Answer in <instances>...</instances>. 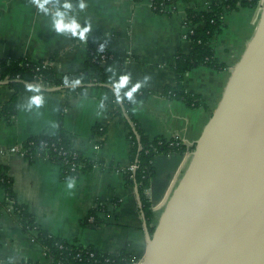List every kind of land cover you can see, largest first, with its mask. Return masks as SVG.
<instances>
[{
  "label": "crops",
  "instance_id": "1",
  "mask_svg": "<svg viewBox=\"0 0 264 264\" xmlns=\"http://www.w3.org/2000/svg\"><path fill=\"white\" fill-rule=\"evenodd\" d=\"M212 1L177 0L169 13H157L150 0H65L63 11L40 0H0V57L52 59L55 71H75L86 59V42L73 41L72 34L82 36L85 29L118 54L132 56L113 76L116 83L129 71L134 84L151 92L131 106L132 116L148 137H176L188 147L182 154H158L153 159L154 175L144 193L154 223L256 26L257 7L239 6L226 12L221 30L211 39L225 68L198 66L183 75L185 90L197 96L201 105L188 106L166 96L164 88L173 84L176 50H190L182 26L185 10L206 8ZM58 21L66 27H58ZM0 82L2 105L13 90ZM37 85H26L18 93L10 123L0 121V164L11 177L15 199L27 207L38 226L56 237L101 252H142L145 235L135 185L129 186L124 176L131 163L127 118L113 113L120 102L108 104L112 98L106 86L78 95L61 87L49 90L55 87L50 84L40 85L45 89ZM59 121L70 147L95 163L77 177L63 179L56 163L8 151L31 136L52 134ZM95 124L102 125L104 132L96 133ZM3 199L0 187V264H49L41 244L21 230L10 207L1 206ZM99 205L104 206L97 212L101 222L85 225V217Z\"/></svg>",
  "mask_w": 264,
  "mask_h": 264
},
{
  "label": "water",
  "instance_id": "2",
  "mask_svg": "<svg viewBox=\"0 0 264 264\" xmlns=\"http://www.w3.org/2000/svg\"><path fill=\"white\" fill-rule=\"evenodd\" d=\"M135 192L145 235L142 264H264V0L152 233L136 184Z\"/></svg>",
  "mask_w": 264,
  "mask_h": 264
},
{
  "label": "trees",
  "instance_id": "3",
  "mask_svg": "<svg viewBox=\"0 0 264 264\" xmlns=\"http://www.w3.org/2000/svg\"><path fill=\"white\" fill-rule=\"evenodd\" d=\"M49 3L51 7L64 10L65 0H40ZM152 8L157 13H169V7L175 5L177 0H150ZM239 3V5H238ZM259 0H213L206 8H187L182 18V26L191 25L192 32H187L186 38L190 41V50L187 53L177 49L173 62V84L164 88V94L170 98L182 100L188 106H200L201 101L197 96L187 92L183 86V75L189 70L206 66L215 70H223L225 64L216 58L211 44L213 35L221 30L222 17L239 6L256 8ZM72 39L75 42H86V59L83 66L75 71L57 72L45 59L33 60L24 56L18 58L0 57V81L6 75L7 81L13 93L9 100L0 105V121L10 123L16 113L18 93L26 88V82L44 81L55 87H61L66 92L83 95L89 89L97 86H106L111 100L108 104H120L114 106L113 113L125 119L129 128L130 139V164H136L135 170L128 167L124 170V176L129 186L137 185L145 219L152 233L155 223L153 211L149 199L144 193L151 177L154 175L153 159L158 154L177 153L182 154L188 147L176 137L164 138L157 136L150 138L139 127L132 116L131 106L144 100L151 92L142 85L133 83L129 71H124L119 84L115 85L113 76L119 69H124L125 62L132 59L131 55L122 56L115 50L106 47L97 37L84 33L79 36L73 32ZM19 75V79H13ZM125 77H127L125 79ZM131 127H134L132 130ZM94 131L103 133L104 127L95 124ZM24 156L30 160L48 154L49 160L60 167L63 179L77 177L80 173L91 168L95 163L72 149L69 143L68 133L62 128L59 121L52 134L41 133L27 138L23 143ZM73 167V169H72ZM0 187L4 192L1 202L3 208L10 207L12 214L21 230L41 244L44 248L49 264H131L136 253L121 250L118 253L101 252L93 246H84L76 242H68L56 237L42 229L35 222L32 213L27 207L18 203L12 189V180L6 168L0 164ZM104 206H97L90 210L83 220L87 226H96L100 218L98 213ZM92 217V220H89Z\"/></svg>",
  "mask_w": 264,
  "mask_h": 264
},
{
  "label": "built area",
  "instance_id": "4",
  "mask_svg": "<svg viewBox=\"0 0 264 264\" xmlns=\"http://www.w3.org/2000/svg\"><path fill=\"white\" fill-rule=\"evenodd\" d=\"M260 1L261 0H259V4H260ZM259 4H258V6H259ZM238 5H239V3H238ZM151 6H152V3H151ZM191 27H192L191 25L183 26V28H184V36L185 37H186L185 34L187 32H192V28ZM44 62L46 64H49L50 63V61L47 60V59H45ZM13 79H16V80L19 79V75H16ZM8 80H10V78H9L8 75H6L5 78L2 81L7 82ZM36 83L39 84V85H41V86H47L48 85L44 81H36ZM118 84H119V81H117L115 83V85H118ZM8 151L9 152H18V153H21V154L24 155V150H23V147L22 146L21 147L20 146H16V145L15 146H12V147H10L8 149ZM40 157H42L44 159H47V160H49V158H50L48 154L42 155ZM136 168H137V165L136 164H130L128 166V169H130V170H135ZM72 169H73V167H72ZM89 220H92V217H89ZM142 258H143V251L140 252V253H136V255H135L134 259L132 260V263L131 264H142Z\"/></svg>",
  "mask_w": 264,
  "mask_h": 264
},
{
  "label": "clouds",
  "instance_id": "5",
  "mask_svg": "<svg viewBox=\"0 0 264 264\" xmlns=\"http://www.w3.org/2000/svg\"><path fill=\"white\" fill-rule=\"evenodd\" d=\"M44 5L43 4H40V7H43ZM57 26L58 27H66L65 25H63L60 21L57 22ZM84 31H87V29H85ZM84 31H82L80 34L83 35L84 34ZM127 77H125L126 79ZM35 100L39 101V97H35L34 98Z\"/></svg>",
  "mask_w": 264,
  "mask_h": 264
}]
</instances>
